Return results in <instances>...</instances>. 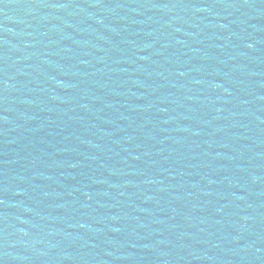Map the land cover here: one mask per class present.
<instances>
[{
    "label": "water",
    "instance_id": "1",
    "mask_svg": "<svg viewBox=\"0 0 264 264\" xmlns=\"http://www.w3.org/2000/svg\"><path fill=\"white\" fill-rule=\"evenodd\" d=\"M0 264H264V0H0Z\"/></svg>",
    "mask_w": 264,
    "mask_h": 264
}]
</instances>
